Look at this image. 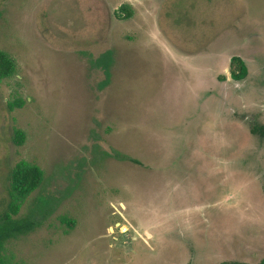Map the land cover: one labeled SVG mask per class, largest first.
I'll list each match as a JSON object with an SVG mask.
<instances>
[{
	"label": "rangeland",
	"instance_id": "obj_1",
	"mask_svg": "<svg viewBox=\"0 0 264 264\" xmlns=\"http://www.w3.org/2000/svg\"><path fill=\"white\" fill-rule=\"evenodd\" d=\"M0 49L16 65L0 81V214L20 162L45 180L19 217L60 199L6 244L12 263L264 258V135L251 132L264 126V0H0ZM114 150L132 160L102 155Z\"/></svg>",
	"mask_w": 264,
	"mask_h": 264
},
{
	"label": "trees",
	"instance_id": "obj_2",
	"mask_svg": "<svg viewBox=\"0 0 264 264\" xmlns=\"http://www.w3.org/2000/svg\"><path fill=\"white\" fill-rule=\"evenodd\" d=\"M120 11L125 12L123 17L129 18L131 16V10L128 5H122ZM122 17V15H120ZM99 65L102 66L105 72V79L101 84L104 88L110 84L113 64L112 51L108 50L103 53L96 60ZM16 71V65L13 58L0 49V81L12 76ZM230 75L233 79H244L248 75V67L246 62L240 56H232L230 62ZM251 132L254 134L260 133L264 135V126L254 124L251 128ZM25 134L21 130H16L14 141L16 144H23ZM105 157L115 156L124 160H132L129 156L124 155L118 151L113 153L103 151ZM82 174H79V177ZM45 180V173L38 165L27 162H20L16 164L8 174V194L10 197L9 204L6 210L0 214V264H22L12 263L11 258L6 253V244L12 240L39 228L45 223L48 217L52 214L56 206L59 204L60 199L53 196H49L46 199H42L40 202L42 205H32L26 216L19 217L21 205L27 198L38 188L42 186ZM73 188V187H72ZM62 222L67 225H72L73 221L63 217ZM194 264V263H188ZM217 264H264V258L256 263H249L237 260L221 261Z\"/></svg>",
	"mask_w": 264,
	"mask_h": 264
},
{
	"label": "flooded vegetation",
	"instance_id": "obj_3",
	"mask_svg": "<svg viewBox=\"0 0 264 264\" xmlns=\"http://www.w3.org/2000/svg\"><path fill=\"white\" fill-rule=\"evenodd\" d=\"M240 57L245 61V59L243 58V56L242 55H240ZM232 58V57H231ZM230 62H231V60H230ZM248 67V66H247ZM236 80V79H235Z\"/></svg>",
	"mask_w": 264,
	"mask_h": 264
}]
</instances>
